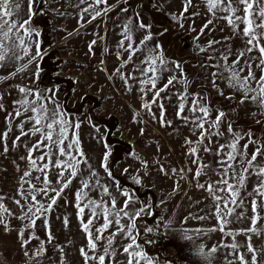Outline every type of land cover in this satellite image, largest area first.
<instances>
[{
  "label": "snow or ice",
  "instance_id": "obj_1",
  "mask_svg": "<svg viewBox=\"0 0 264 264\" xmlns=\"http://www.w3.org/2000/svg\"><path fill=\"white\" fill-rule=\"evenodd\" d=\"M43 2L47 3V0ZM65 2L75 11L66 12L61 5V9L55 10L56 14L74 15L78 24L77 35L80 27L98 19L104 23L109 13L116 11L121 3L125 5L117 12V15L129 13L117 24L120 31L114 54L119 63L111 73L100 70L107 73V80L121 81L126 93L135 89L139 94L141 103L138 109L133 108V123H143L146 115L158 121L161 127H170L172 121L166 119L167 109L163 101L171 100L173 95L176 97V118L195 137V140L186 137L184 145L187 146L186 155L196 168L194 172L191 167L169 169L158 160L154 165L162 175L179 177V180H187L191 174L197 188L206 191L212 199L211 215L215 217L216 225L207 230L184 229V239L194 241L215 231L231 237V242L211 247L199 244L195 254L205 264H213L216 254L221 249H228L223 253V264H264V247L252 243L253 235L264 237V139L255 136L250 127L238 129L222 106L211 103V93L206 89L189 91L193 81L183 63L170 60L164 54L157 39L162 33H154L153 25L145 23L143 13L137 11L129 0H116L115 4L109 0ZM140 2L143 5V0ZM37 5L38 0H0V83L24 73L29 74L33 83L42 82L43 62L49 53L40 39L41 30L34 22V17L44 12ZM156 7L159 10L162 5ZM169 16L178 27L191 21L189 28L197 32L196 40L206 30H214V21L226 23L232 36L196 45L197 52L205 54L198 67L218 96L234 102L237 107L254 106L251 118L264 126V0H182L180 11ZM196 17L204 19L199 30L194 26ZM92 34L96 39L91 40L88 47L94 54V46L104 42L107 33L94 31ZM233 36L241 38L245 45L243 49L234 52L228 45ZM216 45L222 47L217 49ZM103 51L108 53L109 48L105 46ZM206 69L211 71H204ZM166 72L169 75L165 78ZM69 83L78 82L70 80ZM178 84L181 88L176 89ZM172 89L175 91L169 95ZM225 89L230 90L227 95ZM12 90L18 93V97L9 106L4 102V96L11 95ZM60 92L58 82L43 87L40 84L35 87L9 84L8 91L0 92V112L4 113L5 123L0 130V156L8 157L13 151L23 149L24 154L18 159L25 163L21 169L15 159L12 161L20 176L14 193L0 192V226L16 232L25 264H53V249L58 253L54 264H68L64 244L54 243L50 218L60 206L58 201L64 199L65 204L68 203L65 193L75 181L78 187L74 192L73 207L86 238V244L79 248L84 264H160L156 257L146 252L144 244L152 241L141 243L142 233L138 228V221L143 217H159L155 212L156 204L151 202L154 198L147 193L141 196L139 191V186L144 184L143 177L150 174L152 165L130 150L128 154L138 160L145 171L131 175L136 187L123 185L114 174L117 148L111 139L119 129L97 119V113L102 109L91 106L85 94L79 97V108L69 112L67 101L58 98ZM83 125H87L88 134L103 148L98 167L94 166L93 156L83 147L80 135ZM139 132L143 135L144 129L140 128ZM201 152L217 157L214 170L217 180L200 182V177L207 175L205 169L210 167L203 162ZM98 169L103 170L111 183L102 181ZM123 172L127 174L128 169ZM251 177L256 179L249 191L246 182ZM179 180H174V192L179 188ZM93 192L97 194L95 197L91 195ZM249 197L251 216L247 219L250 226L230 228V224L246 217L245 201ZM9 202L15 207H10ZM191 218L206 219L200 215ZM12 221L19 223L13 225ZM62 223L68 226V216L62 218ZM41 228L43 237L37 234ZM145 231L152 233L154 228L147 227ZM238 235H245L246 243H238ZM163 264L173 262L164 261Z\"/></svg>",
  "mask_w": 264,
  "mask_h": 264
},
{
  "label": "rangeland",
  "instance_id": "obj_2",
  "mask_svg": "<svg viewBox=\"0 0 264 264\" xmlns=\"http://www.w3.org/2000/svg\"><path fill=\"white\" fill-rule=\"evenodd\" d=\"M109 2L115 4L116 0H109ZM129 2L137 11L143 13L145 23L153 25L152 30L154 33H162L157 39L164 49V54L170 60L183 63L189 79L193 81L189 91L206 89L211 93V103L222 106L229 114L228 119L235 122L238 129L250 127L255 136L264 139V126L256 124L251 118L254 106L245 104L237 107L234 102L218 96L211 88V85L204 80L203 72L198 67L200 61L205 59V54L198 53L196 45H206L210 39L221 40L223 37L232 36V30L226 23L222 20L214 21V30L212 32L206 30L205 34L199 40H196L197 32L190 30L189 24L191 21H188L184 24V27L174 30L171 38L168 26L176 24V22L171 20L169 14L180 11L182 0H151V3H149V0H143V5H141L140 0H129ZM157 4L162 5L159 10L156 7ZM61 5H63V10L66 12L75 11L68 6L65 0H47V3H44L43 0H38L37 6L43 9L44 12L42 15L34 17V22L41 30L40 39L43 47L49 53V56L43 62L45 72L42 73V82L33 83L29 78V74L24 73L20 77L0 83V92L8 91L9 84H24L32 87L40 84L43 87L58 82L61 89L58 98L60 101H67L69 112H75L79 108V97L81 94L89 97L91 106L102 109V111L97 113V119L105 120L113 129H119L111 137L113 144L117 148V163L114 168V174L117 179L125 186L136 187L132 184L131 175H138L145 171L140 162L128 154L130 150L142 159H146L152 165L150 174L143 177L144 184L139 186V191L141 196L147 193L150 198H154L151 202L156 204L155 212L159 213V217L145 216L138 221V228L142 233L140 242L152 241V243L144 244L145 250L151 256L156 257L160 264H163L164 261L179 264L177 257L172 252L174 248L172 247V240H170L172 236H169L171 235L169 232L182 228L192 229V226H196V220L191 217L195 215L206 217V219L199 221L200 224H207L208 222L213 225L216 224L215 217L211 215L213 202L206 191L197 188L196 182L191 178V174H189L187 180H179V177L164 176L156 170L154 162L158 160L169 169L173 167H191L194 172L196 165L192 164L191 159L186 155L187 146L184 145V140L186 137L195 140V137L191 135L183 122L176 118V97L174 95L171 100L163 101L167 109L166 119L172 121L170 127H161L158 121H154L146 115H144L143 123L136 124L132 122V116L133 108L138 109L140 107L139 94L135 89L130 94L126 93L121 87L122 82L119 80H107V73H111L119 63L114 54L116 51L115 41L119 39L118 34L120 31L117 24L123 16L129 15V13L117 15V12L119 7H124L125 5L121 3L116 11L109 13L104 18V23H101L98 19L91 24L80 27L78 35L75 31L78 28L77 18L74 15L59 16L56 14L55 10L61 9ZM200 11L203 13L204 9L201 8ZM203 23L204 19L196 17L194 26L199 30ZM94 31L106 32L107 37L104 42L94 46L93 54L89 52L88 45L91 40L96 39L92 34ZM69 33H72V35H69ZM228 45L231 46L234 52L245 47L238 36H233L228 41ZM105 46L109 48L108 53L103 51ZM221 47L222 45H216L217 49ZM252 55H255V53ZM101 60L104 61L103 64H101ZM100 69H106L107 73ZM204 71H211V69ZM168 75L169 73L166 72L164 74L165 78ZM70 80L78 83L70 84ZM89 84L92 86L89 87ZM73 88L75 91L72 90ZM179 88H181V85H176V89ZM172 91H175V89L170 90L168 94L171 95ZM229 92V89H225L226 95ZM162 95L164 94L162 93ZM17 97L18 93L12 90L11 95L5 94L4 102L10 106L11 102ZM236 99L238 100L239 97ZM153 108L158 114L155 106ZM233 108L236 110L233 111ZM108 117H111V119L109 120ZM4 127V113L0 112V130H3ZM140 128L144 129L143 135L139 132ZM154 128H157L161 134L154 133ZM88 131L87 125L81 127V140L85 151L93 156L92 163L98 167L103 148L93 140ZM220 142L223 143V138H221ZM21 154H24L23 149L19 152L13 151L8 157L0 156V192L8 193L9 195L14 193L20 173L17 172L16 166L12 161L15 159L16 163L23 169L25 163L18 159ZM200 155L203 162L210 166L205 169L207 175L201 176L200 182H205L209 179L212 181L217 180L218 177L214 171L217 168V157L204 152H201ZM125 168L128 169L127 174L123 172ZM98 170L102 181L111 183L103 173V170ZM255 179V177H251L246 182L249 191L255 183ZM174 180H179V188L175 192L173 191ZM76 187L78 185L74 181L73 187L66 190L65 193L68 203L65 204L64 199L58 201L60 206L53 211L50 218V224L55 236L54 243L64 244L68 253L66 258L68 264H84L79 254V248L86 244V238L77 219L76 209L73 207ZM241 194L243 195L244 193L242 192ZM91 195L95 197L97 194L93 192ZM250 199L249 197L245 201L246 217L230 224V228L240 229L250 226V220L247 219L248 216H251ZM162 201L163 203H161ZM9 206L15 207L10 202ZM57 216L61 217V219H57ZM64 216L69 218L67 227L62 223ZM18 223V221H12L13 225ZM165 225L168 226L165 227ZM147 227H153L154 231L147 233L145 231ZM166 232L168 236H166ZM37 234L41 237L44 236L42 228ZM156 236L161 237L162 243L165 244V256H162L159 252L150 251L151 247L157 246H155V242L152 239ZM122 242L126 243V241ZM48 246L51 248V245ZM57 255L58 253L53 249V264ZM0 264H25V258L20 249L16 232L6 231L3 226H0Z\"/></svg>",
  "mask_w": 264,
  "mask_h": 264
},
{
  "label": "crops",
  "instance_id": "obj_3",
  "mask_svg": "<svg viewBox=\"0 0 264 264\" xmlns=\"http://www.w3.org/2000/svg\"><path fill=\"white\" fill-rule=\"evenodd\" d=\"M26 7V3H25ZM196 226H192L190 230H194L197 228L209 229L215 226L216 224H200L198 220H196ZM183 228L174 230L171 233L170 237L173 244V254L177 257L179 264H205L201 257H198L195 254L196 246L199 244H205L207 247H211L220 243H229L231 242V237H224L220 231L208 232L206 235H203L200 238L195 239L194 241L184 239ZM166 236L168 233L166 232ZM191 234V231L190 233ZM236 241L240 244L246 243L245 235H238L236 237ZM252 243L257 247H264V237L252 236ZM171 245V244H169ZM229 251L228 249H221L220 253H217L213 264H223V253Z\"/></svg>",
  "mask_w": 264,
  "mask_h": 264
},
{
  "label": "built area",
  "instance_id": "obj_4",
  "mask_svg": "<svg viewBox=\"0 0 264 264\" xmlns=\"http://www.w3.org/2000/svg\"><path fill=\"white\" fill-rule=\"evenodd\" d=\"M155 242L156 247H151V252H159L161 253L162 256H165V244L162 243V238L159 236L153 237L152 238Z\"/></svg>",
  "mask_w": 264,
  "mask_h": 264
},
{
  "label": "water",
  "instance_id": "obj_5",
  "mask_svg": "<svg viewBox=\"0 0 264 264\" xmlns=\"http://www.w3.org/2000/svg\"><path fill=\"white\" fill-rule=\"evenodd\" d=\"M168 29L170 30V36H171V38H172V33H173V31H174V30H178L179 27H178L176 24H171V25L168 26Z\"/></svg>",
  "mask_w": 264,
  "mask_h": 264
},
{
  "label": "bare ground",
  "instance_id": "obj_6",
  "mask_svg": "<svg viewBox=\"0 0 264 264\" xmlns=\"http://www.w3.org/2000/svg\"><path fill=\"white\" fill-rule=\"evenodd\" d=\"M154 133L161 134L157 128H154Z\"/></svg>",
  "mask_w": 264,
  "mask_h": 264
}]
</instances>
